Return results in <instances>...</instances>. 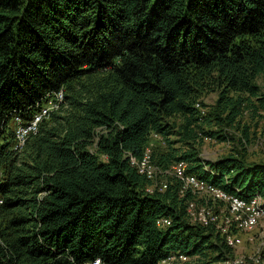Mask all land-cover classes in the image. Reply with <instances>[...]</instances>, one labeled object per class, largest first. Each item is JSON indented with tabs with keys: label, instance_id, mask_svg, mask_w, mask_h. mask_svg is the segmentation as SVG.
<instances>
[{
	"label": "trees",
	"instance_id": "16d2710c",
	"mask_svg": "<svg viewBox=\"0 0 264 264\" xmlns=\"http://www.w3.org/2000/svg\"><path fill=\"white\" fill-rule=\"evenodd\" d=\"M60 92L17 156V119ZM262 111L264 0H0V264H159L177 252L224 264L232 252L189 222L194 197L166 173L185 162L227 193L264 197V163L201 152ZM154 140L163 191L131 165Z\"/></svg>",
	"mask_w": 264,
	"mask_h": 264
},
{
	"label": "built area",
	"instance_id": "2783aa9c",
	"mask_svg": "<svg viewBox=\"0 0 264 264\" xmlns=\"http://www.w3.org/2000/svg\"><path fill=\"white\" fill-rule=\"evenodd\" d=\"M63 100V92H60L56 94L29 123L23 124L17 119V144L14 150L18 149L31 133L37 131L43 118L47 117L50 113V106L59 108ZM154 138L157 140L159 139L157 135H154ZM131 165L138 170L139 174L154 181L160 191L167 189L168 186L166 182H161L160 185L156 182L159 175H163V173L155 166L150 148L146 151L141 160L131 158ZM166 174L179 181L182 186V196L186 193H191L194 197L187 206L189 222L192 225H198L204 228L213 227L215 233L221 236L225 245L231 252H234L242 246V235L244 233H250L264 224V197L261 195L243 198L227 193L214 184L199 179L195 174L190 173L188 171V164L185 162L175 164ZM154 187L149 189V192H152ZM171 224L172 221L169 218H159L156 220V226L160 229L169 227ZM199 259L200 256L198 255L191 256L177 252L171 254L159 264H194L197 263ZM251 262V264H264V252L255 255V257L251 259ZM93 264L101 263L100 260H96ZM224 264L244 263L230 257Z\"/></svg>",
	"mask_w": 264,
	"mask_h": 264
},
{
	"label": "rangeland",
	"instance_id": "374dc122",
	"mask_svg": "<svg viewBox=\"0 0 264 264\" xmlns=\"http://www.w3.org/2000/svg\"><path fill=\"white\" fill-rule=\"evenodd\" d=\"M218 99L217 93H211L204 98V103L207 105L206 108H202L203 114L207 115L212 111V106L215 105ZM58 108H53L50 106V112L56 111ZM205 115V116H206ZM248 127L249 138H245V142L241 145L238 144L237 140L241 137L243 128ZM227 133H229L232 138L236 139L235 142L221 143L216 140L211 141L210 139H205L203 146L201 147L202 156L207 160H216L220 157H225L231 154L235 149L240 151L245 160L248 163H264V112H260L256 117H251L250 113L245 115L244 119L241 121L240 128H226ZM18 131V126L15 128V137ZM31 131V130H29ZM28 140L16 149L17 156H21L24 152ZM15 142V146H16ZM163 141H153L150 146L151 152L153 150L160 151L163 148ZM22 159V158H20ZM24 161V160H23ZM21 160L19 161V163ZM20 165V164H19ZM0 176L2 172L0 171ZM242 246L231 253V258L234 260L242 261L244 264H251V259L264 252V224L254 229L250 233H244L242 235Z\"/></svg>",
	"mask_w": 264,
	"mask_h": 264
}]
</instances>
